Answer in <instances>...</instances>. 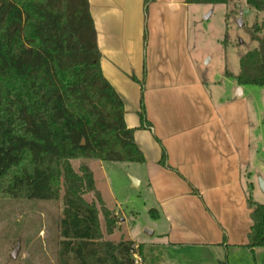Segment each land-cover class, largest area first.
I'll use <instances>...</instances> for the list:
<instances>
[{
  "label": "crops",
  "instance_id": "crops-1",
  "mask_svg": "<svg viewBox=\"0 0 264 264\" xmlns=\"http://www.w3.org/2000/svg\"><path fill=\"white\" fill-rule=\"evenodd\" d=\"M189 1L154 0L145 11L144 0H88L102 75L144 157L131 179L147 192L152 235L119 241L134 244L141 264H264V248L247 247L248 195L260 203L246 108L217 103L207 90L189 45Z\"/></svg>",
  "mask_w": 264,
  "mask_h": 264
},
{
  "label": "trees",
  "instance_id": "trees-1",
  "mask_svg": "<svg viewBox=\"0 0 264 264\" xmlns=\"http://www.w3.org/2000/svg\"><path fill=\"white\" fill-rule=\"evenodd\" d=\"M153 1L144 0L145 11ZM246 4L264 11V0ZM252 40L257 47L239 59L235 80L264 87V39ZM124 113L100 69L88 0H0V197L56 201L61 184L58 264H134V244L104 241L98 210L83 198L95 193L91 171L81 166L75 172L69 164L78 159L143 164ZM139 118L143 128V108ZM247 207L252 221L247 247L264 248V205L248 195ZM116 224L105 212L107 235Z\"/></svg>",
  "mask_w": 264,
  "mask_h": 264
},
{
  "label": "rangeland",
  "instance_id": "rangeland-1",
  "mask_svg": "<svg viewBox=\"0 0 264 264\" xmlns=\"http://www.w3.org/2000/svg\"><path fill=\"white\" fill-rule=\"evenodd\" d=\"M239 19L242 27L238 25ZM253 36L264 39V11L250 8L246 0H228L224 5L195 4L190 12L189 45L207 90L217 103L222 99L224 104L246 108L254 158L250 169L259 190L256 199L264 204L260 187L264 181V87L244 86L245 96L237 98L235 80L225 76L227 72L237 75L239 59L257 47ZM69 164L75 172L85 166L93 175L95 193L83 198L98 210L103 240L110 236L106 234L105 212L115 217L117 223L124 216L125 223L109 238L114 243L130 232H143L147 228L148 216L143 210L147 192L144 187L133 188L131 180L140 165L92 159L72 160ZM62 198L61 184L56 201L0 197V264H58ZM18 244L20 251L13 260L10 254Z\"/></svg>",
  "mask_w": 264,
  "mask_h": 264
},
{
  "label": "water",
  "instance_id": "water-1",
  "mask_svg": "<svg viewBox=\"0 0 264 264\" xmlns=\"http://www.w3.org/2000/svg\"><path fill=\"white\" fill-rule=\"evenodd\" d=\"M238 25L240 26V27H242L243 26V22H242V19H239L238 20ZM84 142H82V144H83ZM132 180V187H134V188H136L137 186H138V183H137V181L136 180H134V179H131ZM260 187H261V190L263 191V193H264V182H262L261 181V183H260ZM144 233L146 234V235H148V236H150V235H152V232L151 231H149V230H144ZM19 251H20V246H19V244L16 246V248H15V250L10 254V257H11V259H13V260H15L16 258H17V256H18V254H19Z\"/></svg>",
  "mask_w": 264,
  "mask_h": 264
},
{
  "label": "built area",
  "instance_id": "built-area-1",
  "mask_svg": "<svg viewBox=\"0 0 264 264\" xmlns=\"http://www.w3.org/2000/svg\"><path fill=\"white\" fill-rule=\"evenodd\" d=\"M133 263H134V264H141V260H140V258L136 255V253H134V255H133Z\"/></svg>",
  "mask_w": 264,
  "mask_h": 264
}]
</instances>
